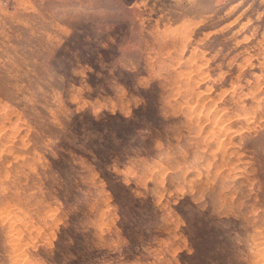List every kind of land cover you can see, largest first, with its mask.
Here are the masks:
<instances>
[{
  "label": "rangeland",
  "instance_id": "rangeland-1",
  "mask_svg": "<svg viewBox=\"0 0 264 264\" xmlns=\"http://www.w3.org/2000/svg\"><path fill=\"white\" fill-rule=\"evenodd\" d=\"M0 264H264V0H0Z\"/></svg>",
  "mask_w": 264,
  "mask_h": 264
},
{
  "label": "trees",
  "instance_id": "trees-1",
  "mask_svg": "<svg viewBox=\"0 0 264 264\" xmlns=\"http://www.w3.org/2000/svg\"><path fill=\"white\" fill-rule=\"evenodd\" d=\"M91 122L98 130H101L103 124H105V123H102V121H96L94 119H92ZM92 154L97 157V159L99 161L98 163L104 169V166L106 164H108V158H107L105 152L103 151V149H101V148H92Z\"/></svg>",
  "mask_w": 264,
  "mask_h": 264
}]
</instances>
